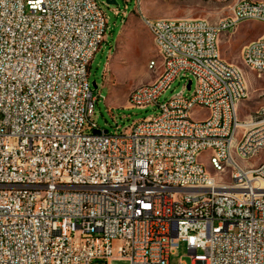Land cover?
Wrapping results in <instances>:
<instances>
[{
    "label": "built area",
    "instance_id": "2783aa9c",
    "mask_svg": "<svg viewBox=\"0 0 264 264\" xmlns=\"http://www.w3.org/2000/svg\"><path fill=\"white\" fill-rule=\"evenodd\" d=\"M136 11L166 69L128 109L160 113L117 134L93 119L90 67L108 30L98 0H0V264H171L181 241L192 264H264V161L243 164L264 152V105L240 116L248 87L219 50L242 23L264 26V1L235 0L218 21ZM241 56L264 77V32ZM186 75L193 94L189 80L159 103ZM204 153L228 183L206 174Z\"/></svg>",
    "mask_w": 264,
    "mask_h": 264
},
{
    "label": "rangeland",
    "instance_id": "374dc122",
    "mask_svg": "<svg viewBox=\"0 0 264 264\" xmlns=\"http://www.w3.org/2000/svg\"><path fill=\"white\" fill-rule=\"evenodd\" d=\"M115 4H108L107 0H98L101 8L108 17L106 41L96 54L90 67L89 82L94 94L101 92L102 97L96 103L93 119L103 130L120 134L134 122L148 117L157 116L160 109L157 105L146 109H128V96L137 86L149 84L156 80L163 72V64L155 46L153 36L143 25L138 10V0H110ZM264 1V0H255ZM143 13L152 19L193 17L218 21L231 14L235 0H141ZM118 11L119 15L115 12ZM127 12V17L123 13ZM185 19V18H184ZM264 32L260 22H244L233 34L223 35L219 42L221 57L229 64L235 65L243 74L248 87L249 99L240 105V116L245 118L247 112H254L264 105V77L248 68L242 60V48L257 40ZM156 61L155 69H150V62ZM192 80L191 88L186 89V95H192L196 88V81L192 76H180L164 93L159 103H165L179 94L188 81ZM96 84V87L94 86ZM104 84V87L102 88ZM102 98H106V101ZM207 111H198L194 118L202 119ZM250 117V115H249ZM199 160L205 170L217 182L228 183L230 170L216 171L207 153ZM264 161V152L257 157L243 162L245 166H256ZM201 253V252H199ZM171 264H192V257L188 253L187 244L183 241L171 256ZM91 264H130L126 258H115L108 262L95 260Z\"/></svg>",
    "mask_w": 264,
    "mask_h": 264
},
{
    "label": "bare ground",
    "instance_id": "6f19581e",
    "mask_svg": "<svg viewBox=\"0 0 264 264\" xmlns=\"http://www.w3.org/2000/svg\"><path fill=\"white\" fill-rule=\"evenodd\" d=\"M140 2H141V0H138V3H140ZM152 20H154V21H162V19H152ZM184 22H191V19H184ZM147 30L153 36V40H154L155 46H156V48L158 50L159 55H161V46L159 45V36H158L157 32L156 31H150L149 29H147ZM160 58L162 60V57H160ZM242 60H243V62L245 63V65L248 68L252 69L248 56H242ZM162 64H163V71H164V69H166V60H162ZM156 66H157V62L156 61H151L149 68L153 70V69L156 68ZM240 73L242 75V81H245L241 71H240ZM150 85H156V80L154 82H152V83H149V84L139 85L136 88L149 87ZM128 101H129V104H131V98H128ZM241 104L242 103H239V108H240ZM249 122H256V115H250ZM254 134H255V127L244 128V135H254ZM244 149H245V139H238L237 141H234V152H242ZM210 163H211L212 167L216 171H218V168L216 167V162H214L212 157H210ZM222 170L223 169H219V171H222ZM206 174H209V173L206 171ZM211 177L216 181V179L213 176H211Z\"/></svg>",
    "mask_w": 264,
    "mask_h": 264
},
{
    "label": "water",
    "instance_id": "95a60500",
    "mask_svg": "<svg viewBox=\"0 0 264 264\" xmlns=\"http://www.w3.org/2000/svg\"><path fill=\"white\" fill-rule=\"evenodd\" d=\"M108 4H115L114 1L107 0ZM94 86L96 87V84L94 83ZM190 88V85L188 86ZM95 133H100V131H95Z\"/></svg>",
    "mask_w": 264,
    "mask_h": 264
},
{
    "label": "crops",
    "instance_id": "0c3cea01",
    "mask_svg": "<svg viewBox=\"0 0 264 264\" xmlns=\"http://www.w3.org/2000/svg\"><path fill=\"white\" fill-rule=\"evenodd\" d=\"M180 18H185V19H198V18H193V17H180ZM180 18H174V19H180ZM156 19H159V18H156Z\"/></svg>",
    "mask_w": 264,
    "mask_h": 264
}]
</instances>
